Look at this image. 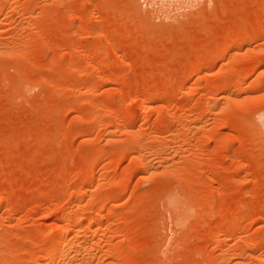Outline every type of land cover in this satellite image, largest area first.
Listing matches in <instances>:
<instances>
[{
  "label": "rangeland",
  "instance_id": "rangeland-1",
  "mask_svg": "<svg viewBox=\"0 0 264 264\" xmlns=\"http://www.w3.org/2000/svg\"><path fill=\"white\" fill-rule=\"evenodd\" d=\"M0 264H264V0H0Z\"/></svg>",
  "mask_w": 264,
  "mask_h": 264
},
{
  "label": "bare ground",
  "instance_id": "bare-ground-1",
  "mask_svg": "<svg viewBox=\"0 0 264 264\" xmlns=\"http://www.w3.org/2000/svg\"><path fill=\"white\" fill-rule=\"evenodd\" d=\"M226 53H227V51H226ZM63 230H64L63 228L61 229V227L58 226V228H57V230L55 232L56 234L54 235L55 237L53 239L54 240L53 241V249H51V251H52L51 253L52 254H51V258H50V261H52V262L58 261L61 257H63V255H65V253H66L65 251H67L65 249L66 248L65 242H67V241H65L66 239H65V236L63 234Z\"/></svg>",
  "mask_w": 264,
  "mask_h": 264
}]
</instances>
